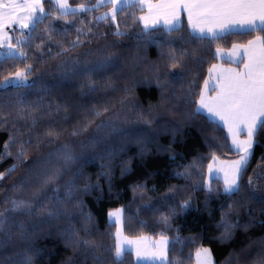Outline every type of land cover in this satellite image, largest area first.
<instances>
[{
    "label": "trees",
    "instance_id": "16d2710c",
    "mask_svg": "<svg viewBox=\"0 0 264 264\" xmlns=\"http://www.w3.org/2000/svg\"><path fill=\"white\" fill-rule=\"evenodd\" d=\"M82 3L94 5L95 0H69L70 7ZM44 8L49 13L54 11L50 0H45ZM110 9L107 6L81 13L84 23L77 20L75 26H71L72 17L65 24L64 20L49 16L36 28L35 35L39 38L29 52L30 57L39 56L36 45L42 40L45 52L49 43L53 48L52 59L43 63L28 60L36 70L27 84L35 82V85L0 88V154L5 152L10 136L15 141L8 149L11 155L0 156V173L17 165L12 175L0 181V211L5 197L28 199L45 174L63 168L58 154L49 156V153L67 144L77 160L58 184L70 179L72 171L80 173L77 184L83 209L69 205L74 217L71 226L80 238L84 237L86 227L90 229L88 238L106 250L100 257L103 264H140L128 251L120 260L115 258L116 227L108 221V213L118 208L123 211L122 228L126 236L168 240L167 264H194L195 254L204 248L209 249L213 264H264V195L260 189L264 181V131L256 138L242 175L241 193L229 197L224 194L222 183L213 180L209 194L204 182L211 159L215 156L234 160L239 155L231 149L224 129L217 123L202 113L189 118L196 109L195 101L200 97L208 70L216 62L215 50L246 44L264 33L233 32L211 43L194 40L190 47L178 44L177 47L188 48L186 67L181 71L159 61L161 49L156 42L176 35L187 36L190 31L185 22L182 33H174L173 37L166 36L162 28L150 29L151 35H142L145 30L138 21L141 11L137 5L135 9L125 7L115 23L109 17L99 23L93 19ZM50 25H55L58 32L69 29L64 35L65 47L77 39V27L86 35L81 37L83 42L76 51L56 57V52L62 49L57 45L59 36L48 41L45 29ZM117 29L124 35L115 36ZM8 32L14 43L20 29L10 28ZM105 45L111 46L109 51L115 53L114 66L87 76L72 75L58 67L69 56L79 58L82 65L90 61L87 66L92 67L107 54L103 51ZM164 51H168L167 47ZM157 64L159 82L153 71ZM22 68L16 61L0 59V85ZM158 83L166 87H159ZM90 85H95V91H89ZM96 112L102 114L96 117ZM33 120L37 123L34 129ZM101 122L115 124L120 131L110 134L107 128L98 130ZM49 128L58 133L56 138L45 134ZM75 130H80V134L73 136ZM29 139L32 143L23 149L25 157L17 161L20 144ZM84 144L88 145L86 149L82 148ZM21 179L26 182L25 190L13 192L12 184ZM86 185L88 193L83 192ZM186 201L190 207L182 210L180 206ZM171 208H175L174 213ZM89 215L91 224L87 223ZM164 216L169 217L167 226ZM41 221L42 217L28 222L39 225ZM229 224L234 226L231 238L221 239ZM68 227L67 219L61 218L35 229L30 240L36 249L33 264H93L99 253L72 246L64 232ZM18 251L23 248L14 236L11 245L0 248V264L15 259Z\"/></svg>",
    "mask_w": 264,
    "mask_h": 264
},
{
    "label": "snow or ice",
    "instance_id": "6c2138e0",
    "mask_svg": "<svg viewBox=\"0 0 264 264\" xmlns=\"http://www.w3.org/2000/svg\"><path fill=\"white\" fill-rule=\"evenodd\" d=\"M45 0H0V49L5 47L7 43L8 51L0 52V58L5 60H13L23 65L22 69H17L12 79H6L2 88L34 86L28 85V78L36 70L34 64L28 63L29 59L35 60L37 63H43L45 59H52V45L49 43L47 52L43 50L44 42L36 45L39 56H29L33 43L37 37L35 35L36 28L44 23V20L51 16L55 20H64L65 24H69V17H72L71 26H75L78 20L81 24L84 23L81 13L87 14L93 11H99L101 7L111 6V11L104 13L101 16H95L93 19L99 23L107 21L111 16L113 23L116 22L117 15L124 11L125 7L135 9L136 5H140V11L147 9V15L139 16L138 20L144 26L142 35H151L150 29L160 30L157 26L159 21L163 20V32L168 37H173L174 33H182L183 24L181 21V13L187 16L188 27L190 32L187 36L176 35L174 38L160 40L157 46L161 49L159 61L172 69L183 71L186 67L185 61L188 58V48L177 47L178 44L191 46L192 41L198 40L200 43H211L215 40L222 39L225 34L235 30V26L239 25L243 32L251 33L259 31L264 33V0H96L94 5L82 3L76 8L69 6V0H51L54 11L46 12L44 8ZM257 21L259 23H257ZM15 26L20 29V35L16 37L14 43L12 37L7 33V29ZM69 29L65 28L57 31L55 25H50L45 29L48 41H52L59 36L57 45L62 51L56 52V57H61L65 53H71L83 42L81 37L86 33L79 27L76 28L77 39L70 46H64V35ZM88 31H91L89 28ZM115 36L121 37L124 33L119 29L114 33ZM91 42V41H89ZM155 42V41H154ZM111 46L105 45L104 55L98 59L92 67L87 65L90 61H84L83 65L79 58L73 59L67 57L58 67L72 75H89L94 71H98L109 66H114L115 61L112 57L115 53L109 51ZM167 47L168 51L164 49ZM236 46H233V55L236 53ZM196 49L192 48L195 53ZM217 49V53H219ZM243 62V68L235 69H217L215 65L209 69L210 74L214 71H219L220 76L217 79L220 81L216 95L209 97L205 91H201L200 97L195 103L198 107L191 113L189 118L201 115V110L206 112L209 117L218 119L222 122L223 127L227 130L228 136L231 138L232 145L239 155V159L223 164L219 169L224 173L223 192L225 195L232 197L241 193L242 185L240 183L246 166L249 163V158L253 154V148L256 143V138L264 131V36H257L255 39L248 42L244 49V56L240 58ZM155 78L159 82V64L153 69ZM175 76V74H172ZM207 85V81H205ZM110 86V85H108ZM159 87H166L158 83ZM89 91H95V85L89 86ZM102 113L96 112L98 117ZM37 123L32 121V128H36ZM87 126L85 125L84 128ZM107 128L111 133L120 131L115 124H105L101 122L97 125V129ZM82 130V129H81ZM49 137L56 138L58 133L49 128L45 133ZM80 134V130L73 131L72 135ZM246 134V138L241 140L240 136ZM39 139V137H37ZM15 141L10 136L9 142L5 145V152L2 155H11L8 149L12 147ZM29 139L20 144V151L16 153V160L21 161L26 152L23 150L31 145ZM88 145H82V148H87ZM64 163L63 168H57L55 172L45 174L43 182L35 187L32 195L28 199H23L19 196L5 197L3 200L4 208L0 211V248H7L13 243V237H18L21 241L23 251L15 253V259H9L7 264H33V256L36 249L31 246V236L35 233L37 227H41L43 223H47L53 219L60 220L66 218L69 227L64 229L65 234L69 238L72 246L77 248L90 249L93 252L99 253L94 258L93 264H103L101 256L106 251L102 245L97 244L94 240L88 238L90 229L85 228L83 238H80L78 231L72 228L74 219L72 212L69 210V205H74L75 208L83 209V203L79 199L81 189L78 187L80 173L72 171L71 178L59 185V180L63 179L64 173L71 170V165L75 163L77 157L70 150V146L65 144L57 149L55 153H49V156L57 155ZM215 156L213 160L215 161ZM40 164L41 161H37ZM27 167V165H25ZM82 167V165H81ZM17 168L13 164L6 173H0V181L12 175ZM212 165H209L211 171ZM123 171H127L124 169ZM109 176L111 172L107 173ZM123 174V173H122ZM252 181L249 180V186ZM52 185V187H49ZM26 188V182L21 179L12 184L11 190L16 193L23 192ZM61 188L63 192L61 194ZM90 191L86 185L83 189L84 193ZM195 191V189H194ZM206 191L211 194L212 189L206 188ZM217 194L218 190H217ZM166 202V201H165ZM171 207V206H170ZM181 209L190 207L189 202H185L180 206ZM229 208L232 206L229 205ZM174 213L175 208H171ZM83 215V212H81ZM113 213H109L112 216ZM41 224L29 223L28 221L41 218ZM168 216L163 217V222L167 226ZM87 223L91 224V216L87 217ZM117 223L119 216L117 214ZM238 226V225H237ZM234 227L229 224L225 226V231L221 235V239L231 238V229ZM119 233V230H118ZM131 243V242H130ZM124 253L119 241L114 250L116 260H120ZM138 257L145 253L137 249ZM155 255V254H154ZM200 258V264H210L208 249H202L197 253ZM115 264V262H114Z\"/></svg>",
    "mask_w": 264,
    "mask_h": 264
},
{
    "label": "crops",
    "instance_id": "0c3cea01",
    "mask_svg": "<svg viewBox=\"0 0 264 264\" xmlns=\"http://www.w3.org/2000/svg\"><path fill=\"white\" fill-rule=\"evenodd\" d=\"M95 3H96V0H95ZM137 6L140 9V5L137 4ZM109 11H111V9ZM141 15H147V9L146 8L143 12L140 13L139 16H141ZM181 21H182V23L185 22L187 27H188L187 16L183 12L181 13ZM139 23H140L141 27L144 29L143 24L141 22H139ZM257 23H259V22L257 21ZM157 27L163 29V20L159 21V24ZM15 28L19 29L18 26H15ZM9 29H7L6 31L10 35V33L8 32ZM188 29H189V27H188ZM189 31H190V29H189ZM233 32H243V31L240 29L239 25H236L235 30L230 32V33H233ZM227 34H229V33H227ZM255 38H252L251 40H253ZM248 42L246 44H234L236 46V49H237L235 55H233V46L234 45H232L228 49H219L220 50L219 53H217V50H215L216 62L213 65H215L218 70L219 69H224V70H226V69H235V70L242 69L244 65H243V62H241L240 58L244 56V49L247 47ZM7 51H8L7 43H5V47L3 49H0V52L6 53ZM0 59H2V58H0ZM213 65L209 69L213 68ZM219 76H220L219 71H214L213 73L210 74V72L208 70V73H207V76L205 79V81H207V85L205 84V81H204L201 91H205L206 95H208L209 97L216 95L215 90H218V85L220 82L217 79V77H219ZM197 107H198V105L196 106V108ZM201 113L203 115H205L210 121L217 123L220 127H222L224 129L226 136L228 137L230 147L233 151H235V149L232 145L231 138L228 136V132L223 127L222 122H220L218 119L209 117L208 114L206 112H204L203 110H201ZM245 138H246V134H242L240 136L241 140H243ZM238 159H239V157L237 159H234V160H220V159L216 158L214 161L212 158L210 163H209V165H212L211 171L209 170V165H208L207 172H206V177H205V182H204L205 188L210 187V184L213 180H218L222 183V189H223L224 173L222 171H220L219 169L221 168V166L223 164H226V163L238 160ZM261 173H262V171H260L258 174H261ZM260 189H261V191H264V182H263V185L261 186ZM167 244H168V241H167ZM204 249H206V248H204ZM201 250H199L198 252H200ZM208 251H209V249H208ZM197 253L194 256V264H196V262L199 261ZM209 254H210L211 259H212V255H211L210 251H209ZM150 255L153 257L152 258H150L149 256L148 257L152 260L150 262H146V264H167V251H166V254L162 250V251H160V253H156L155 255L154 254H150ZM153 259H155V260H153ZM141 264H144V263H141ZM212 264H213V259H212Z\"/></svg>",
    "mask_w": 264,
    "mask_h": 264
},
{
    "label": "rangeland",
    "instance_id": "374dc122",
    "mask_svg": "<svg viewBox=\"0 0 264 264\" xmlns=\"http://www.w3.org/2000/svg\"><path fill=\"white\" fill-rule=\"evenodd\" d=\"M72 8H76V7H72ZM109 18H111V16H109ZM12 78H10V79H12ZM4 83H5V81L1 85H3ZM262 193L264 195V191H262ZM109 213H113V215L109 216ZM109 213H108V221L110 223H113L116 227L115 228L116 244L119 241L121 248L124 250V252H126V251L131 252L137 263L146 264V262H150L152 260L150 258L153 257L150 254L160 253V251H162V250L166 254L167 245H168L167 244L168 240L166 238L159 237V238L153 239V238H150L147 236L128 237L124 234L123 228H122V216H123L122 208L112 210ZM117 214L119 216V223H117ZM118 230H119V233H118ZM137 249L142 250L145 253V255L138 257L136 254ZM153 260H155V259H153ZM209 260H210V264H212V259H211L210 254H209ZM196 264H200V258H199V261L196 262Z\"/></svg>",
    "mask_w": 264,
    "mask_h": 264
}]
</instances>
